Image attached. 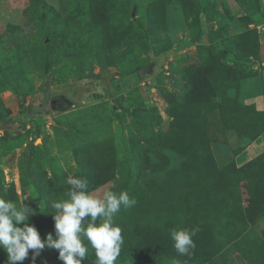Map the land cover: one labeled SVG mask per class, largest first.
Returning <instances> with one entry per match:
<instances>
[{"label": "rangeland", "instance_id": "rangeland-1", "mask_svg": "<svg viewBox=\"0 0 264 264\" xmlns=\"http://www.w3.org/2000/svg\"><path fill=\"white\" fill-rule=\"evenodd\" d=\"M69 175L137 201L116 264H264V0H0V198L55 237Z\"/></svg>", "mask_w": 264, "mask_h": 264}, {"label": "clouds", "instance_id": "clouds-1", "mask_svg": "<svg viewBox=\"0 0 264 264\" xmlns=\"http://www.w3.org/2000/svg\"><path fill=\"white\" fill-rule=\"evenodd\" d=\"M67 199L53 201L55 237L48 233L42 239L37 228L29 223L36 209L22 202L16 203L0 198V248L7 253V264L23 262L32 251V261L42 251L58 250L63 264H83L90 245L95 253L94 264H116L123 244L122 230L114 225V217L121 209L135 206L137 201L128 192L116 193L108 190L97 197L89 192L88 181L80 176L69 175ZM23 222V226L20 225ZM198 229H173L170 238L177 253L191 256L195 248L193 236Z\"/></svg>", "mask_w": 264, "mask_h": 264}, {"label": "trees", "instance_id": "trees-1", "mask_svg": "<svg viewBox=\"0 0 264 264\" xmlns=\"http://www.w3.org/2000/svg\"><path fill=\"white\" fill-rule=\"evenodd\" d=\"M258 134H260V133H257L256 136H257Z\"/></svg>", "mask_w": 264, "mask_h": 264}]
</instances>
